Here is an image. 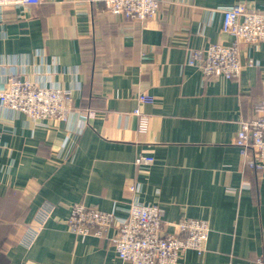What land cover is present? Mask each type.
I'll return each instance as SVG.
<instances>
[{
    "label": "crops",
    "instance_id": "crops-1",
    "mask_svg": "<svg viewBox=\"0 0 264 264\" xmlns=\"http://www.w3.org/2000/svg\"><path fill=\"white\" fill-rule=\"evenodd\" d=\"M159 3L145 21L97 0L0 5V79L68 90L76 109L33 120L0 105V264H130L118 257L115 227L78 235L67 219L75 203L124 217L133 201L159 206L165 222L209 221L206 250L177 264L264 255V169L249 167L235 141L264 103V41L242 46L237 77L189 64L192 49L234 41L222 31L224 9L264 13V0ZM143 92L154 102L140 103ZM136 109L149 117L145 131ZM140 154L153 165H136ZM44 203L56 209L26 247L20 235Z\"/></svg>",
    "mask_w": 264,
    "mask_h": 264
},
{
    "label": "built area",
    "instance_id": "built-area-1",
    "mask_svg": "<svg viewBox=\"0 0 264 264\" xmlns=\"http://www.w3.org/2000/svg\"><path fill=\"white\" fill-rule=\"evenodd\" d=\"M113 14L147 20L159 12V0H97ZM42 0H0V5L39 4ZM222 31L234 37L230 44L212 43L205 48L191 51L190 65L198 66L210 77H237L242 69V46L264 41V13L237 3L223 10ZM250 64H253L251 61ZM140 103H153L154 97L148 93L138 94ZM0 105L12 111L25 113L33 120H66L76 112L73 93L55 87H46L30 79L11 76L6 82L0 79ZM140 117V130L149 125L148 115L140 109L134 112ZM89 112L88 117H94ZM236 144L241 148L246 162L251 168L264 169V103L257 115L244 121L236 134ZM154 157L140 154L135 164L140 167L153 165ZM133 189V187H131ZM56 209L52 203H44L37 211L33 222L25 227L19 242L30 247L36 241L47 219ZM68 229L78 235L94 233L104 236L112 227V238L120 260L130 264H177L189 250L203 253L209 240L211 227L206 219L184 218L165 222L163 210L153 204L133 201L127 215L118 216L114 211L88 207L75 203L67 219ZM167 225L173 226L168 232ZM257 264H264V255L258 257Z\"/></svg>",
    "mask_w": 264,
    "mask_h": 264
}]
</instances>
